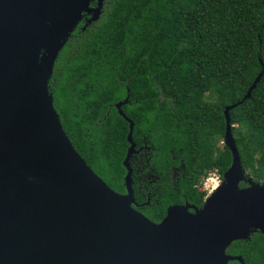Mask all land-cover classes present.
Here are the masks:
<instances>
[{
    "label": "water",
    "instance_id": "water-1",
    "mask_svg": "<svg viewBox=\"0 0 264 264\" xmlns=\"http://www.w3.org/2000/svg\"><path fill=\"white\" fill-rule=\"evenodd\" d=\"M90 2L0 0V264H244L227 249L264 234V182L243 170L229 112L261 73L223 110L232 161L218 188L195 213L172 206L155 223L132 208L133 122L120 194L77 153L53 105L49 81L60 51L82 13L88 23L101 15L104 0ZM127 100L115 104L123 117Z\"/></svg>",
    "mask_w": 264,
    "mask_h": 264
},
{
    "label": "trees",
    "instance_id": "trees-1",
    "mask_svg": "<svg viewBox=\"0 0 264 264\" xmlns=\"http://www.w3.org/2000/svg\"><path fill=\"white\" fill-rule=\"evenodd\" d=\"M260 73L250 97L229 115L243 170L264 182V0H105L99 19L60 51L49 90L74 149L124 192L129 130L116 103L128 95L123 109L136 110L132 138L144 116L137 110L149 109L157 149H181L195 183L214 172L222 180L232 161L223 110L241 101ZM206 109L209 122L197 121ZM227 253L264 264V234L234 241Z\"/></svg>",
    "mask_w": 264,
    "mask_h": 264
},
{
    "label": "flooded vegetation",
    "instance_id": "flooded-vegetation-1",
    "mask_svg": "<svg viewBox=\"0 0 264 264\" xmlns=\"http://www.w3.org/2000/svg\"><path fill=\"white\" fill-rule=\"evenodd\" d=\"M96 2L97 0H91L90 7H95ZM90 17V14L82 13L80 22L70 36L74 32H78V30L84 31L91 25L93 22H87ZM115 111L127 123L129 130L128 120L133 122L130 115L134 114L136 110H124L121 107V111L127 119L120 114V111L116 107ZM149 111L146 108L137 110V112H141L144 116L141 118L142 123H139L141 129L137 131L135 138H132L134 153L130 157L128 164L131 169L130 186L134 200L132 208L146 216L149 220L158 223L165 217L168 208L172 206L186 207L190 213H195L196 209H201L209 198V176L202 183L199 181L200 186L199 183H195L196 177L194 174L192 175L191 169L187 167L185 156L181 149L175 150L174 148H169L168 152H165L154 146L153 141L150 139ZM202 112L203 114L200 112L199 116L194 118L197 121L203 119L208 123L209 109L202 110ZM178 119L180 121L181 117H178ZM180 125L181 123L178 124L176 132V136L179 139L181 136H184L182 131L178 129ZM126 173L127 170L125 168L124 176ZM124 176V192L116 191L120 194L126 193ZM203 191H206L204 196H202ZM157 217L159 219L155 220Z\"/></svg>",
    "mask_w": 264,
    "mask_h": 264
},
{
    "label": "rangeland",
    "instance_id": "rangeland-1",
    "mask_svg": "<svg viewBox=\"0 0 264 264\" xmlns=\"http://www.w3.org/2000/svg\"><path fill=\"white\" fill-rule=\"evenodd\" d=\"M221 181L218 182L216 177H213L211 180H209V194L214 191L215 186H219Z\"/></svg>",
    "mask_w": 264,
    "mask_h": 264
},
{
    "label": "built area",
    "instance_id": "built-area-1",
    "mask_svg": "<svg viewBox=\"0 0 264 264\" xmlns=\"http://www.w3.org/2000/svg\"><path fill=\"white\" fill-rule=\"evenodd\" d=\"M213 177H216L217 180H218V182L221 181L219 175H218L216 172H214V173H212L211 175H209V180H211ZM207 179H208V178H207Z\"/></svg>",
    "mask_w": 264,
    "mask_h": 264
},
{
    "label": "bare ground",
    "instance_id": "bare-ground-1",
    "mask_svg": "<svg viewBox=\"0 0 264 264\" xmlns=\"http://www.w3.org/2000/svg\"><path fill=\"white\" fill-rule=\"evenodd\" d=\"M217 188H218V185H217V186H215V189H217ZM215 189H214V190H215Z\"/></svg>",
    "mask_w": 264,
    "mask_h": 264
}]
</instances>
